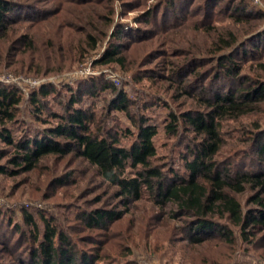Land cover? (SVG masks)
<instances>
[{
    "label": "rangeland",
    "instance_id": "374dc122",
    "mask_svg": "<svg viewBox=\"0 0 264 264\" xmlns=\"http://www.w3.org/2000/svg\"><path fill=\"white\" fill-rule=\"evenodd\" d=\"M9 1L14 21L0 33V83L14 88L20 101L5 123L13 144L0 136V264H32L46 221L69 239L71 249L97 258L96 264H264L263 242L244 239L235 228L232 240L185 238L183 218L172 216L170 204L157 202L147 190L123 205L117 188L73 149L40 156L30 169L21 158L12 159L21 153L17 144L43 138L58 122L52 113L62 112L71 95L78 99L74 107L95 114L91 129L104 127L120 146H130L136 128L111 106L123 94L133 119L144 118L156 129L151 163L168 174L182 169L181 156L193 134L182 129L171 136L164 125L169 111L200 104L179 88L180 74L188 73L184 81L199 89L215 70V33L233 30L241 39L252 35L233 59L240 75L254 76L264 62V0ZM237 5L248 15L235 12ZM251 24L255 29L249 30ZM112 52L120 60H109ZM42 88L49 92L41 93ZM252 121L264 131V103L237 120L221 122L222 163L254 156L247 150ZM55 139L64 149L73 143L65 136ZM126 172L134 169L127 166ZM249 193L237 194L244 207ZM95 208L120 216L89 226L82 215Z\"/></svg>",
    "mask_w": 264,
    "mask_h": 264
},
{
    "label": "trees",
    "instance_id": "16d2710c",
    "mask_svg": "<svg viewBox=\"0 0 264 264\" xmlns=\"http://www.w3.org/2000/svg\"><path fill=\"white\" fill-rule=\"evenodd\" d=\"M12 9L9 0H0V33L7 31L8 25L14 21ZM234 10L248 15L246 8L240 5ZM250 28L255 29L254 24ZM261 31L263 34L264 28ZM251 36L241 39L233 30L215 33L212 41L217 48L212 58L215 70L207 82L202 79L199 89H194L190 81H184L188 73L180 74L179 88L200 104L178 113L169 111V121L164 125L165 132L171 136H177L182 129L193 134L187 143V152L181 156L182 169L168 174L162 167L151 163L156 154L152 142L156 129L144 118L139 121L133 119L129 113L128 97L123 94L111 106L123 111L136 128V136L130 146H120L118 139L104 127L91 129L89 122L94 120L95 114L82 107H74L78 99L71 95L62 112L52 113L58 122L45 130L43 138H28L15 144L21 153H16L12 159L21 158L25 168L30 169L40 156L65 154L73 149L94 167L104 181L117 188V196L123 205L139 199L144 190L157 202L169 203L172 216L183 218L181 227L186 232L185 238L190 241L199 242L213 236L232 240L235 228L242 238L258 239L264 247V131L260 123L252 121L248 131L247 150L253 151L254 156L246 159L247 156L243 155L240 163L231 159L222 163L219 159L223 146L221 122L237 120L255 112L264 103V62L258 63L254 76L240 75L239 63L233 59L236 51ZM88 38L93 39L90 34ZM114 53L108 55V59L120 60V56L113 57ZM176 72V68L171 69L168 79L171 80ZM195 72L198 75L197 70ZM48 92L41 89L43 94ZM35 98L34 94L32 99ZM19 101L20 95L14 88L0 83V136L11 145L14 141L7 133L5 123L15 116V106ZM59 136H65L73 143L64 149L55 139ZM247 164L253 167L248 169ZM127 166L134 169L133 174L126 172ZM248 191L249 206L244 207L237 194ZM82 216L87 225L97 226L119 217L120 213L113 209L95 208L85 211ZM44 224V237L39 241L32 264H96L97 258L71 249L69 239L62 232L54 231L47 221Z\"/></svg>",
    "mask_w": 264,
    "mask_h": 264
}]
</instances>
